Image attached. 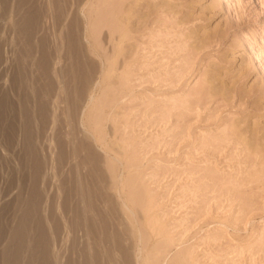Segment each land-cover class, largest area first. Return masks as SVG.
<instances>
[{"label":"rangeland","instance_id":"374dc122","mask_svg":"<svg viewBox=\"0 0 264 264\" xmlns=\"http://www.w3.org/2000/svg\"><path fill=\"white\" fill-rule=\"evenodd\" d=\"M71 10L92 64L72 138L97 164L100 201L116 205L130 264H264V0H81ZM35 70L26 74L35 92L27 112L10 73L0 79L7 115L16 114L13 133L0 125V264L13 236L26 239L28 201L57 235L56 138L76 98L61 109L56 88L43 98ZM36 142L41 155L29 164ZM86 169L78 166L75 186L79 177L92 185ZM58 237L72 262V232Z\"/></svg>","mask_w":264,"mask_h":264},{"label":"bare ground","instance_id":"6f19581e","mask_svg":"<svg viewBox=\"0 0 264 264\" xmlns=\"http://www.w3.org/2000/svg\"><path fill=\"white\" fill-rule=\"evenodd\" d=\"M35 2L40 8L37 15L32 13V9L28 10ZM79 2L81 0H14L12 6L11 0H0V79L8 71V87L21 88L23 111H28V100L35 93L32 81L26 75H30L29 66L32 70L36 69L43 98L56 88L59 91L60 109L65 101L76 98L74 103L72 100L68 130L64 132V137L59 134L56 138L57 235L49 232V222L44 218L42 211L28 201L27 208L21 211L22 220L19 222L23 232L25 231L26 239L20 243L19 235L13 236L17 243L13 255L8 257L5 264H130L129 247L122 243V240L127 241L128 237H123L114 222L118 217L116 205L100 201L104 190L99 186L98 180L101 182L102 176L97 170V164L91 160L84 140L80 137L76 140L72 138L75 131L71 125L72 117L75 118L78 113V104L92 82V64L81 42L82 28L75 9L71 10L72 3L78 5ZM11 6L14 13L10 10ZM60 25L63 26L59 31ZM28 46H31L30 50H27ZM50 70L55 73V78L50 77ZM5 89L6 87L0 86V125L5 123L13 133L12 124L16 114L7 115L9 101ZM62 93L64 96L61 97ZM10 118L11 121L8 120ZM28 155L29 164L41 155L39 142L30 147ZM86 164L85 176L90 180L87 184L92 185L83 186L79 177L81 185L75 186L71 178L77 173L79 165ZM65 166L70 179L68 184H64ZM8 169L12 176L18 172L16 166L11 165ZM36 173L34 170V178ZM120 205L131 210L124 200ZM66 216L69 222L64 221ZM31 218L35 219V226L29 224ZM130 222L133 223L132 220ZM35 227L39 232V244L33 254ZM66 229L72 232L71 243L75 251L72 262L61 253L64 245L58 237V232ZM58 245L59 252L56 250ZM140 252L141 248L137 249L136 257L140 256L142 260Z\"/></svg>","mask_w":264,"mask_h":264}]
</instances>
